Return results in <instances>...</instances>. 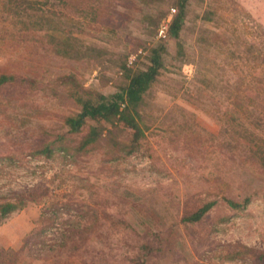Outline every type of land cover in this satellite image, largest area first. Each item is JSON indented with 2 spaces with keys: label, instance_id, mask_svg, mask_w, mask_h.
Returning a JSON list of instances; mask_svg holds the SVG:
<instances>
[{
  "label": "trees",
  "instance_id": "trees-1",
  "mask_svg": "<svg viewBox=\"0 0 264 264\" xmlns=\"http://www.w3.org/2000/svg\"><path fill=\"white\" fill-rule=\"evenodd\" d=\"M106 1L111 4L124 0ZM194 1L203 3V0ZM133 2L143 10L140 22L149 39L154 38L170 8H174L176 13L168 22L165 37L175 41L174 60L187 58V51L194 45L187 44L183 38L186 27L189 23L197 24L209 13L194 11L191 17L193 0ZM99 4L102 0H0V54L13 57L14 61L10 68L0 69V131L19 133L27 141L36 137L32 140L36 147L34 154L50 157L57 152L71 164L81 163L88 169V162L81 160L88 156L91 157L89 161L98 162L105 168V164L121 160V154L149 155L148 124L161 123L172 116L171 111L155 114L153 109L156 107L150 99L151 89L165 67V59L171 55L167 45L162 41L149 45L145 48L148 62L135 68L137 65L127 67L124 53H113L84 43L79 35L86 26L99 23ZM260 30L264 38V28ZM213 37L214 34L207 30L197 33L198 61L194 78L200 87L196 99L209 95L212 104L209 102L207 107L216 113L221 123L220 136L211 140L215 141L211 152L228 156L232 165L249 179H264V43L259 48L252 42L223 43ZM106 57L115 64L116 73H121L120 83L109 93L85 86L77 73L62 65L65 62L93 65V71L108 80L103 71ZM237 60L256 70L250 80L237 74ZM8 89H18V92L9 94ZM170 121L171 126L165 131L184 130L187 149L189 152L197 149L196 153H199L208 141L201 138V129L188 123L187 119ZM193 141L195 148L190 149ZM58 176L61 175L57 174L53 180ZM67 179V176L62 178L56 188H61ZM84 185L82 188L87 190L91 208L79 211L82 228L64 235L61 246L70 241L74 249L91 241L104 247L123 244L129 255L121 264H150L149 257L156 249L140 236L141 226L146 224L144 217L140 215L136 220L129 214L125 219L109 213L105 206L109 205L110 199L97 192L96 187ZM46 194L47 190L41 195L29 191L14 201L0 203V224L28 204L45 205L27 236L30 239L54 227L62 212L76 211L74 202L69 199L61 204L47 203ZM81 196L87 201L85 195ZM261 196L264 198V190ZM252 199V195L236 199L221 189L215 195L198 200L193 209L180 214L178 221L167 220L171 222V228L192 227L218 204L240 212ZM129 208L134 211L139 205L136 203ZM155 217L158 214L155 213ZM127 229L136 240L128 235ZM249 252L246 249L235 251L231 257H251ZM1 253L0 248V258ZM258 258L264 259V253Z\"/></svg>",
  "mask_w": 264,
  "mask_h": 264
},
{
  "label": "rangeland",
  "instance_id": "rangeland-1",
  "mask_svg": "<svg viewBox=\"0 0 264 264\" xmlns=\"http://www.w3.org/2000/svg\"><path fill=\"white\" fill-rule=\"evenodd\" d=\"M202 2L198 4L193 0L190 16H194V11H207L209 15L197 24L187 25L183 38L194 47L187 51L188 56L182 61L173 59L175 41L160 37L159 29L154 38L149 39L144 34L140 22L143 10L133 0L111 4L102 0L99 23L86 26L79 35L86 44L126 54V65L128 58L135 56L132 65H137L135 68L148 62L145 48L149 45L157 41L167 45L171 55L165 59V67L151 89L150 99L156 107L153 109L155 114L171 111L172 116L161 123L148 124L149 155L121 154V160L105 164V168L98 162L89 161L91 157L88 156L81 159L88 162V169L81 163L71 164L57 152L50 157L34 154L36 147L32 140L36 137L27 141L19 133L0 131V203L14 201L29 191L41 195L47 190V203L61 204L69 199L74 202L76 210L62 212L54 227L30 239L27 236L45 205L28 204L23 210L13 212L0 224V264H121L129 255L123 244L104 247L91 241L74 249L70 241L61 246L64 235L82 228L79 211L91 208L87 190L82 188L84 184L96 187L97 192L110 199L109 205L105 206L109 213L124 218L131 214L136 220L140 215L144 217L146 224H142L140 236L156 249L149 257L150 264H264V259L258 258L264 253V198L261 196L264 179H249L232 165L228 156L211 152L215 143L211 140L220 136L221 123L216 113L207 107L209 102L212 104L209 95L196 99L200 87L194 82L198 61L195 50L197 33L207 30L223 43L243 44L246 41L260 48L264 43L260 30L264 28V0ZM172 9L166 19L176 13ZM12 58L0 54V69L13 66ZM107 58L103 71L108 80L100 78L98 71H93V65L74 62L62 65L77 73L85 86L109 93L120 83L121 73H116L115 64ZM236 62L238 75L250 80L256 74L255 69L248 68L242 61ZM7 92L15 94L18 89H8ZM170 119L178 122L187 119L188 123L201 129V138L208 141L199 153H196L197 149L190 152L187 149L184 130L172 131V128L165 131L171 126ZM195 145L193 141L190 149ZM57 174L61 176L53 180ZM66 176L69 179L62 182L61 188H56ZM221 189L236 199L248 195L253 199L240 212L218 204L195 226L171 228L167 218L178 221L180 214L193 209L198 200L215 195ZM81 195H85L87 201ZM136 203L139 208L132 211L129 207ZM129 225L134 227L131 223ZM126 231L136 240L128 229ZM153 234L160 237L156 239ZM245 249L250 251L251 257H231L233 252Z\"/></svg>",
  "mask_w": 264,
  "mask_h": 264
},
{
  "label": "built area",
  "instance_id": "built-area-1",
  "mask_svg": "<svg viewBox=\"0 0 264 264\" xmlns=\"http://www.w3.org/2000/svg\"><path fill=\"white\" fill-rule=\"evenodd\" d=\"M172 12H175L174 9H172ZM169 18H167L166 20L162 21L160 27H159V35L160 37H165V34H166V29H167V25H168V22H169ZM134 61H135V56H130L128 58V61H127V67H131L133 64H134Z\"/></svg>",
  "mask_w": 264,
  "mask_h": 264
}]
</instances>
